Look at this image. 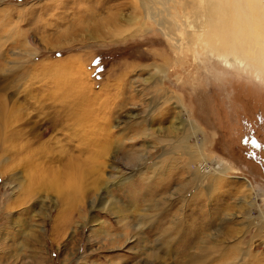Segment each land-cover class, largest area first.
I'll return each instance as SVG.
<instances>
[{"label": "rangeland", "instance_id": "obj_1", "mask_svg": "<svg viewBox=\"0 0 264 264\" xmlns=\"http://www.w3.org/2000/svg\"><path fill=\"white\" fill-rule=\"evenodd\" d=\"M140 6L0 0V264H264V39L179 48Z\"/></svg>", "mask_w": 264, "mask_h": 264}, {"label": "bare ground", "instance_id": "obj_2", "mask_svg": "<svg viewBox=\"0 0 264 264\" xmlns=\"http://www.w3.org/2000/svg\"><path fill=\"white\" fill-rule=\"evenodd\" d=\"M139 1L141 4L140 7H143L147 11L149 19L154 21V23L158 26L160 32L164 35L167 42L177 47L179 46V48V34L183 32V35L187 34L191 36L189 32L194 31L195 35L197 36V45H202V43H204L205 46H210L211 44L209 42L214 39V44L218 47L213 45L211 49L218 52L220 55H222V57L229 56V54L240 56L244 54L245 51L251 52L253 54L256 51L255 49L260 51L259 46H257L255 43L259 42L260 39H264V0H233L231 7L229 5V0H203V9L205 14L203 15L204 17H202L203 19L201 22L199 21V3L196 5V11L192 12L188 7L186 8L184 4L181 5V3H184L185 0ZM182 10L184 12L183 15ZM183 17L184 19L182 20ZM178 19H180L181 23H179ZM202 38H206V40L204 42L200 41ZM261 49L264 52V40L261 41ZM261 58L259 59L262 63H264V61H262L264 60V53L262 54ZM1 103L2 105H0V111L2 113V111L6 110V107L4 105L5 103L3 104L2 101ZM177 115L178 117H175L176 120L173 128H185L186 122L181 116V110H178ZM189 127L192 129V133L194 135L196 133V127L192 126L191 123H189ZM80 149L81 148H79V150ZM142 158L143 156L139 155L138 152H131L129 158L130 164L134 162L136 163ZM69 160L70 159H68V161ZM196 160L197 157L193 152H191L189 154L188 163L187 165L185 164L186 168H188L190 171L196 172V169H193ZM142 161H144V159ZM75 162H77V160H75ZM162 165H164V163L156 165L154 168L157 169L159 166L162 168ZM86 172L87 170L78 169L76 171V173H78V180H75V182H72V184L67 183L64 190L62 189V186H59V183H57V185L54 183L53 190H57V192L63 194V202L65 205H71L70 202L72 199L77 194L80 195L82 191L80 179L86 177ZM139 172L141 171L139 170ZM125 180L126 179H124V181Z\"/></svg>", "mask_w": 264, "mask_h": 264}]
</instances>
